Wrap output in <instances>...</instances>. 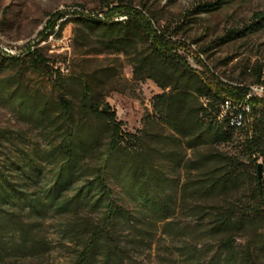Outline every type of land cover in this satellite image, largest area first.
Instances as JSON below:
<instances>
[{"label":"rangeland","instance_id":"obj_1","mask_svg":"<svg viewBox=\"0 0 264 264\" xmlns=\"http://www.w3.org/2000/svg\"><path fill=\"white\" fill-rule=\"evenodd\" d=\"M211 1L215 0H125V3L155 18L154 25L159 30H166L170 37L184 42L186 46L179 52L195 68H209L219 82L251 88L263 86L264 95V83H258L259 75L264 79V28L227 42L222 40L230 30H241L255 21L256 13L264 11V0H236L214 12L197 9L198 4ZM61 10L68 15L58 22L55 31L47 30L50 13ZM88 18L100 23H88ZM123 18L120 14L110 16L102 0H0V165L18 175L20 165L40 164L41 181L37 187L46 189L52 175L48 154L60 138L53 134L50 125L30 117L18 103L24 97L55 100L65 92L78 105L81 92L88 85L96 101L117 112L124 130L137 132L147 127V142L161 145L155 162L173 180L168 192L174 197L184 182L219 167L211 161L199 169H190L189 160L215 151L239 162L243 181L238 188L199 200L178 196L177 209L170 218L141 212L138 223L122 226L121 234L128 243L127 264H194L196 255L203 259V264H210L219 250L220 238L225 235H214L206 228L211 225L213 208L253 203L257 184L264 186V153L251 152L247 142L259 115H254L251 125L237 130L229 141L188 146L187 139L179 137L163 122L154 108L156 95L169 92L170 88H162L146 72L136 73L137 59L149 46L146 40L139 39L122 50L107 45L103 23ZM28 45L41 49L48 59L47 68L33 65ZM200 100L207 103L204 97ZM77 116L80 120L81 115ZM261 128L264 130V125ZM89 160L87 157L82 163ZM259 163L263 164V170L262 179L257 181ZM119 202L130 209L140 208L128 196ZM11 209L25 222L31 220L29 208ZM80 216L50 211L37 233L40 242H29L31 247L15 258V264H71L78 250L76 232L82 228ZM70 223H75V228ZM254 240H264V228L237 232L234 248L217 264H254L243 251Z\"/></svg>","mask_w":264,"mask_h":264},{"label":"trees","instance_id":"obj_2","mask_svg":"<svg viewBox=\"0 0 264 264\" xmlns=\"http://www.w3.org/2000/svg\"><path fill=\"white\" fill-rule=\"evenodd\" d=\"M234 1L204 2L198 4L197 9L214 12ZM102 2L108 7L110 16L120 14L124 17L103 23L107 45L122 50L139 39L148 43V49L137 59L136 73L146 72L162 88H170L169 92L156 95L154 108L163 122L179 137L187 139L188 146L219 145L229 141L237 130L251 125L254 115H259L258 122L252 126L254 133L248 136L247 142L251 152L264 153V130L261 128L264 125V95L254 94L247 98L252 90L250 86L219 82L209 68L200 70L192 66L179 52L185 48L184 42L170 37L166 30H159L154 25L155 18L126 4L125 0ZM67 15L63 10L51 12L46 29L55 31L58 22ZM86 21L100 23L94 18ZM263 28L264 11L256 13L255 21L241 30H230L222 40L227 42ZM26 49L36 68L48 67V59L39 47L28 45ZM199 63L204 65L201 60ZM258 83H264L261 75ZM201 97L207 99L206 104L201 102ZM226 99L232 104L222 113ZM246 104L249 110L245 109ZM18 105L30 117L50 125L60 140L48 154L52 175L44 190L37 187L41 181L40 164L20 165L18 175L0 165V264H15V258L31 247L29 242H40L37 233L50 211L59 215H82V228L76 232L78 250L71 264H127L128 243L121 234L122 226L138 223L141 212L160 213L168 219L175 214L178 196L184 200L187 197L199 200L225 194L242 184L239 162L223 152L212 151L189 160L187 166L199 169L215 161L219 167L210 174L184 182L174 197L168 192L173 180L155 162L161 145L147 142V127L137 132L124 130V122L117 118V112L109 105L105 110L88 85L84 86L78 105L65 92L55 100L24 97ZM238 112L244 113L241 114L243 125L231 126L230 118ZM97 153H100L98 157ZM87 157L89 162L83 164L82 160ZM29 160L34 161L32 157ZM255 178L258 181L259 177ZM71 190L73 192L69 193ZM253 194V203L213 208L211 225L206 228L214 235H225L220 238L219 250L210 264H217L234 248L237 232L264 228V186L260 182ZM123 196L132 198L140 208L130 209L121 204ZM163 205L166 208H162ZM11 208H29L31 220L25 222ZM70 225L75 228L76 224ZM243 251L254 264H264V240H254ZM193 261L194 264L204 263L197 255Z\"/></svg>","mask_w":264,"mask_h":264},{"label":"built area","instance_id":"obj_3","mask_svg":"<svg viewBox=\"0 0 264 264\" xmlns=\"http://www.w3.org/2000/svg\"><path fill=\"white\" fill-rule=\"evenodd\" d=\"M6 50H8V48H6ZM10 51H14V50H10ZM252 90L250 91V93L247 95V98H250L252 95H262L261 93V89H263V86H254L253 88H251ZM231 101L229 99H226L224 101V103L222 104V113H225L227 110L230 109L231 107ZM245 109L249 110V105L246 104L245 105ZM241 114H244L243 112H238L237 114H235L234 116H232L230 118V125L231 126H238L241 125ZM223 115V114H222Z\"/></svg>","mask_w":264,"mask_h":264},{"label":"water","instance_id":"obj_4","mask_svg":"<svg viewBox=\"0 0 264 264\" xmlns=\"http://www.w3.org/2000/svg\"><path fill=\"white\" fill-rule=\"evenodd\" d=\"M104 108H105V110H107V107H104ZM262 170H263V164L259 163L258 164V177L260 180L262 179Z\"/></svg>","mask_w":264,"mask_h":264},{"label":"bare ground","instance_id":"obj_5","mask_svg":"<svg viewBox=\"0 0 264 264\" xmlns=\"http://www.w3.org/2000/svg\"><path fill=\"white\" fill-rule=\"evenodd\" d=\"M243 116L241 115V125H243ZM241 125H238V126H241Z\"/></svg>","mask_w":264,"mask_h":264}]
</instances>
